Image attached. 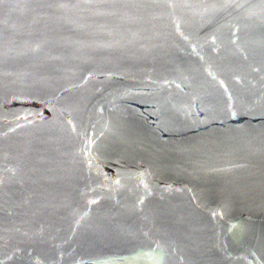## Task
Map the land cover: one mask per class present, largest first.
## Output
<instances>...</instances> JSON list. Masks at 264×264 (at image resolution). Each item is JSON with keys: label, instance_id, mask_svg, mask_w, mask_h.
<instances>
[{"label": "water", "instance_id": "1", "mask_svg": "<svg viewBox=\"0 0 264 264\" xmlns=\"http://www.w3.org/2000/svg\"><path fill=\"white\" fill-rule=\"evenodd\" d=\"M0 264H264V0H0Z\"/></svg>", "mask_w": 264, "mask_h": 264}]
</instances>
